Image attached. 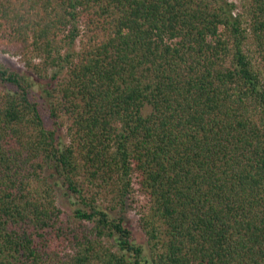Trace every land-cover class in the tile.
I'll return each instance as SVG.
<instances>
[{
  "label": "trees",
  "instance_id": "trees-1",
  "mask_svg": "<svg viewBox=\"0 0 264 264\" xmlns=\"http://www.w3.org/2000/svg\"><path fill=\"white\" fill-rule=\"evenodd\" d=\"M0 50V264H264V0H0Z\"/></svg>",
  "mask_w": 264,
  "mask_h": 264
},
{
  "label": "rangeland",
  "instance_id": "rangeland-1",
  "mask_svg": "<svg viewBox=\"0 0 264 264\" xmlns=\"http://www.w3.org/2000/svg\"><path fill=\"white\" fill-rule=\"evenodd\" d=\"M228 1L234 2L237 5H239L240 3V0H228ZM0 60L10 68L19 71L25 74L26 76L32 77L35 80V84L37 87H41L42 82L45 80L42 78V76H38V73H34V71H32L31 69L28 70L24 61L21 60L19 56H16L9 52H3L2 50H0ZM34 61L36 63L38 60L35 59ZM42 74L43 73L41 72V75ZM57 201L63 209L68 211L72 209V206L70 205V201L65 196H63L61 192L58 193ZM127 216H128L127 219L128 224L130 229L132 230L135 241L139 244H143L146 246L145 236L141 232V230L137 227V216L133 212H129Z\"/></svg>",
  "mask_w": 264,
  "mask_h": 264
}]
</instances>
